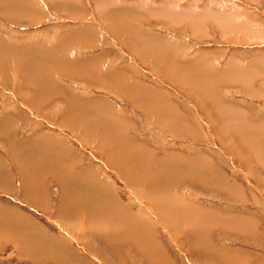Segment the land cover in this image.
Instances as JSON below:
<instances>
[{
    "label": "rangeland",
    "instance_id": "obj_1",
    "mask_svg": "<svg viewBox=\"0 0 264 264\" xmlns=\"http://www.w3.org/2000/svg\"><path fill=\"white\" fill-rule=\"evenodd\" d=\"M0 264H264V0H0Z\"/></svg>",
    "mask_w": 264,
    "mask_h": 264
},
{
    "label": "bare ground",
    "instance_id": "obj_2",
    "mask_svg": "<svg viewBox=\"0 0 264 264\" xmlns=\"http://www.w3.org/2000/svg\"><path fill=\"white\" fill-rule=\"evenodd\" d=\"M214 1H216V0H214ZM217 4V3H216ZM219 5V4H218ZM229 5V4H228ZM204 6V5H203ZM215 6V5H214ZM207 8V7H206ZM220 8V7H219ZM218 10V9H217ZM212 11V10H211ZM227 11V10H226ZM241 20V19H240ZM227 21V20H226ZM110 24V23H109ZM219 24V23H218ZM256 25V24H255ZM232 30V29H231ZM132 31V30H131ZM254 33V32H253ZM114 34V33H113ZM134 35H135V33H134ZM254 35V34H253ZM257 35V34H256ZM18 57H20V56H18ZM246 63V62H245ZM253 63V62H252ZM24 64V63H23ZM25 65V64H24ZM28 65V64H27ZM22 66V65H21ZM240 67V66H239ZM252 67V66H251ZM241 68V67H240ZM239 68V69H240ZM251 69H253V68H251ZM249 71V70H248ZM247 71V72H248ZM46 74V73H45ZM228 74V73H227ZM249 75H251V73L249 74ZM238 76V75H237ZM247 76V75H246ZM232 81H233V79H232ZM78 117V116H77ZM72 123V122H71ZM72 124H74V123H72ZM77 124V123H76ZM78 125V124H77ZM73 126H75V125H73ZM109 126V125H108ZM89 132V131H88ZM89 137V136H88ZM117 143V142H116ZM101 145V144H100ZM96 146V145H95ZM102 147V146H101ZM108 147V146H107ZM104 148L106 149V147L104 146ZM112 148H114L113 146H112ZM33 151V150H32ZM107 151H108V149H107ZM118 151H120V150H113L112 152H110L111 153V159L114 161V162H116L117 163V165L119 166H123V162H122V158H121V156H120V154L119 153H117ZM108 153V152H107ZM110 153H108V155L110 154ZM17 154V153H16ZM119 154V155H118ZM108 157H110V156H108ZM19 160V159H18ZM54 160V159H53ZM32 162V161H31ZM18 163V162H17ZM20 165V164H19ZM34 165V164H33ZM53 165H55V164H53ZM145 165H147V164H145ZM124 166H126L125 164H124ZM123 166V167H124ZM19 167V166H18ZM26 168V167H25ZM28 168V167H27ZM124 168H126V167H124ZM21 169H23V167L21 168ZM20 169V170H21ZM150 169H152V168H150V167H147V168H144L143 167V169L141 170V171H139L140 173H142L143 171H144V173L145 172H147V173H149V171L148 170H150ZM172 169V168H171ZM23 170H25V169H23ZM176 170V169H175ZM178 170V169H177ZM125 169H124V173H125ZM178 172H180L179 170L177 171V173ZM146 173V174H147ZM36 174V173H35ZM153 174V173H152ZM163 174H164V172H163ZM62 174H60V176H61ZM142 176H139V178H137V179H135V182L136 183H140L141 182V180H142V182H143V180L145 179V178H143V177H145L144 176V174L142 173L141 174ZM170 175H171V170H170ZM172 175H174V174H172ZM29 176V175H28ZM64 176V175H63ZM162 177H164L163 175L161 176V178L160 177H158V178H160L161 180L160 181H158L159 179L158 178H154L155 179V181L156 182H153L154 181V179L153 180H151V182L149 183L148 181H147V179H146V181L149 183V186H150V190L148 191V192H146V194L148 195V197H149V201L152 203V204H156V206H160L162 209L161 210H159L158 212H159V216L163 219V221H165V223L166 224H168V225H170L171 226V228H175L176 227V225H177V221H176V215L175 214H173V208H171L172 207V205L170 206V204L171 203H168L167 201H164V195H165V192H167V189H168V187H170L169 186V184H167V182L166 181H164V180H162ZM65 178V177H64ZM63 178V179H64ZM59 179H61V178H59ZM62 180V179H61ZM147 183V184H148ZM23 185V184H22ZM152 185V186H151ZM140 188V187H139ZM171 188V187H170ZM62 189V188H61ZM66 189L68 190L69 189V186L67 185V187L65 186V192H66ZM71 189V188H70ZM69 189V190H70ZM73 190V189H72ZM75 190V189H74ZM148 190V189H147ZM100 191V190H99ZM140 191V190H139ZM69 192V191H68ZM101 192V191H100ZM79 193V192H78ZM168 195V194H167ZM174 195V194H173ZM172 196V195H171ZM68 201H67V200ZM64 200L65 201H67L69 204H71L70 206H72V208H73V205H74V203H76L75 201L77 200V199H68V195H64ZM82 200V199H81ZM175 200V199H174ZM67 203V204H68ZM84 203V202H83ZM82 203V204H83ZM181 203V202H180ZM66 205V204H65ZM77 204H75V206H76ZM78 205H80V204H78ZM77 205V206H78ZM74 206V207H75ZM174 206V205H173ZM176 206V205H175ZM174 206V207H175ZM83 207V206H82ZM65 208V207H64ZM84 208V207H83ZM74 209V208H73ZM76 209V208H75ZM81 209V208H80ZM87 209V208H86ZM188 210V209H187ZM72 211V210H71ZM115 211V210H114ZM74 212V211H73ZM79 213V212H78ZM84 213V212H83ZM100 213V212H99ZM109 213V212H108ZM177 213V212H176ZM76 214V213H75ZM88 214V213H87ZM106 213H104V215H105ZM179 214V213H178ZM99 215V214H98ZM102 215V214H101ZM183 215V214H182ZM79 216V215H78ZM106 217V219L107 218H110L109 216H110V214H109V216L106 214L105 215ZM113 216V215H112ZM140 216V215H139ZM4 217V216H3ZM22 217V216H21ZM99 217H101V216H99ZM98 217V218H99ZM182 217V216H181ZM96 218V217H95ZM114 218H115V216H114ZM160 218V219H161ZM102 219H103V217H102ZM105 219V220H106ZM111 219V218H110ZM113 219V218H112ZM111 219V220H112ZM183 219V218H182ZM85 220H86V222H88V223H90L91 224V222L93 221V216H91V214L89 213L88 215H86L85 216ZM98 220H101V219H98ZM104 220V219H103ZM137 220H138V218H137ZM136 220V222H138L139 223V221H137ZM178 221H180V220H178ZM185 221V220H184ZM94 222V221H93ZM102 222H105V221H102ZM107 222V221H106ZM109 222H110V220H109ZM85 223V222H84ZM101 223V222H100ZM99 223V224H100ZM176 223V224H175ZM87 224V223H86ZM89 224V225H90ZM93 224H95V223H93ZM82 225V224H81ZM103 225H106V223L104 224L103 223ZM116 225V224H115ZM130 225V224H129ZM139 225V224H138ZM184 225H186V223H184ZM3 226V225H2ZM102 226V225H101ZM101 226H98V227H101ZM84 227V226H83ZM103 228H105L106 229V227H108L107 229L109 230L110 229V226H106V227H104V226H102ZM115 227V226H114ZM114 227H112V228H114ZM128 227V226H127ZM126 227V228H127ZM129 227H131V226H129ZM140 227H141V225H140ZM196 227V226H195ZM198 227V226H197ZM13 228H15V227H13ZM116 229V228H115ZM129 229V228H128ZM140 229V228H139ZM145 229V228H144ZM176 229V228H175ZM107 230V232H109ZM120 230V229H119ZM131 230V229H130ZM174 230V229H173ZM106 231V230H105ZM117 231V230H116ZM116 231H115V233H116ZM197 231H198V229H197ZM91 232V231H90ZM112 232H114V231H112ZM1 233H2V230H1ZM6 233V232H5ZM5 233L3 234V235H5ZM11 233H13V232H11ZM20 233V232H19ZM121 233V232H120ZM123 233V232H122ZM132 233V232H131ZM99 234V233H98ZM97 234V235H98ZM110 235L112 234V233H109ZM114 234V233H113ZM113 234H112V236H113ZM145 234V233H144ZM7 235H8V233H7ZM35 235V234H34ZM101 235V234H100ZM116 235H117V233H116ZM6 236V235H5ZM15 235H13V236H11L12 238L14 237ZM37 236V235H36ZM36 236H34V238L36 237ZM102 236H104V235H102ZM112 236H110V237H112ZM122 236V235H121ZM139 236V235H138ZM142 236V235H141ZM2 237V236H1ZM4 237V236H3ZM2 237V238H3ZM27 237H29V236H27ZM109 237V238H110ZM120 237V236H119ZM106 238V237H105ZM116 238H117V236H116ZM111 239H113V237L111 238ZM3 241H4V239H2ZM109 240V239H108ZM108 240L106 241V242H108ZM117 240H118V238H117ZM137 241V240H136ZM115 242V241H114ZM139 243V242H138ZM115 245V244H114Z\"/></svg>",
    "mask_w": 264,
    "mask_h": 264
}]
</instances>
